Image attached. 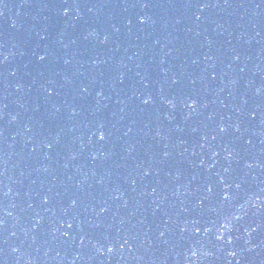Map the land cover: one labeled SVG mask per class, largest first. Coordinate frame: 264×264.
Wrapping results in <instances>:
<instances>
[{
  "label": "water",
  "instance_id": "obj_1",
  "mask_svg": "<svg viewBox=\"0 0 264 264\" xmlns=\"http://www.w3.org/2000/svg\"><path fill=\"white\" fill-rule=\"evenodd\" d=\"M0 264H264V0H0Z\"/></svg>",
  "mask_w": 264,
  "mask_h": 264
}]
</instances>
